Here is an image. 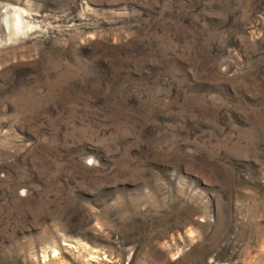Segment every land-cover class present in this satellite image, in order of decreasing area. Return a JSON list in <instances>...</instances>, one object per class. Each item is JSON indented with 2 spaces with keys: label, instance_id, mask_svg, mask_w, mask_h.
Listing matches in <instances>:
<instances>
[{
  "label": "rangeland",
  "instance_id": "rangeland-1",
  "mask_svg": "<svg viewBox=\"0 0 264 264\" xmlns=\"http://www.w3.org/2000/svg\"><path fill=\"white\" fill-rule=\"evenodd\" d=\"M5 6L0 264H264V0Z\"/></svg>",
  "mask_w": 264,
  "mask_h": 264
},
{
  "label": "bare ground",
  "instance_id": "bare-ground-1",
  "mask_svg": "<svg viewBox=\"0 0 264 264\" xmlns=\"http://www.w3.org/2000/svg\"><path fill=\"white\" fill-rule=\"evenodd\" d=\"M14 12L15 11L11 10L8 6H5L2 9L0 8V29L2 30L1 34L7 39H9L14 32V25L16 29H19L20 25H22V23L20 24V16H17V19H15ZM14 22H16V24Z\"/></svg>",
  "mask_w": 264,
  "mask_h": 264
}]
</instances>
